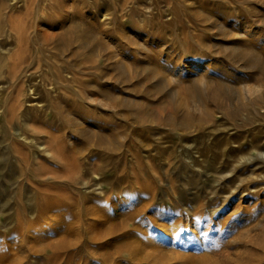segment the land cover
Returning a JSON list of instances; mask_svg holds the SVG:
<instances>
[{"label": "rangeland", "instance_id": "1", "mask_svg": "<svg viewBox=\"0 0 264 264\" xmlns=\"http://www.w3.org/2000/svg\"><path fill=\"white\" fill-rule=\"evenodd\" d=\"M48 1L0 41V264H264V0Z\"/></svg>", "mask_w": 264, "mask_h": 264}, {"label": "bare ground", "instance_id": "2", "mask_svg": "<svg viewBox=\"0 0 264 264\" xmlns=\"http://www.w3.org/2000/svg\"><path fill=\"white\" fill-rule=\"evenodd\" d=\"M44 1L46 2L47 0H3V2L0 4L2 6L1 9H4L5 10V13H0V41H1V43L2 42H5V41H7V39H9L11 41L10 44H12V40L11 39H14L15 41L17 40L16 43H15L14 40L13 41L19 47L18 48L16 46L18 51H19V49L25 43L26 44L29 43V41H30L29 39H31L30 37H32V39L34 41H36L37 43H39L42 46H47L49 43H51L52 40L55 37L53 36V34L52 35L48 34V32L45 30L48 27L49 22L47 24V22L45 21V19H47V15L43 12V8L45 9L47 6L44 5ZM49 1H51V0H49ZM56 1L57 0H53V2H56ZM58 2H60V0ZM48 4H50V3H48ZM23 8L25 10L24 11L25 13L24 14H21V10ZM17 11H20V13L17 12ZM8 12H10V14H6ZM3 25H5V27L7 26V29L1 28V27H3ZM39 28H41L42 30L40 31ZM39 31L41 32V34L39 33ZM20 51H21V49H20ZM12 54H15V52H13ZM16 54H19V53H16ZM15 59H16L15 60V63L12 62L13 64H16V63L17 64H20L21 63V55H17ZM25 61H26V59H25ZM25 65H26V68L23 71H21V72H17L16 71L13 77H10V78L6 79L7 81H5V84L9 87V91L10 90L16 91V93L14 95H15V98H17V102H20L21 101V99H20L21 96L27 95L26 94L27 93L26 92L27 89L25 90V88L23 86L24 85L23 84V81L25 80V78L27 77L28 74L30 75V73H34V72H32V71L29 70L30 67H31V63L29 61ZM37 65L40 66V63L38 62ZM13 66L15 67V65H13ZM17 66H19V65H17ZM19 67H21V65ZM19 67H16V68H19ZM35 68H36V66H35ZM35 68H33V69H35ZM28 71H30V72L27 73ZM36 76H38V75H36ZM39 79H41V83H42L43 86L44 85H47V82L50 81V80L47 81V77L44 78V74L43 73H41V78H39ZM57 84H59V83H57ZM28 88H29V86H28ZM0 90H2V89H0ZM10 92H12V91H10ZM6 96H8V95H6ZM6 99H7V97H6ZM14 101H16V99ZM9 103H10V101H9ZM12 105L14 107V104H12ZM17 105H19V103ZM1 114H2V109H1V106H0V119H1ZM17 134H19V133L17 132ZM19 139L22 142L26 143V144L19 143V141H18V144H16L15 147H14V151H15V153H16V155H17L18 158H23V160H24V157L22 156V154L25 153L24 152V149L25 148L23 147V145L24 146H27V147H30V146H33L36 141H34V137L33 136H31L30 138H27L23 134L20 135V138ZM36 145L37 144H35V146ZM39 146H40V144L37 145V147H39ZM50 149H51V147L48 146V145H46L44 147L42 146L41 152L44 153L46 156H51L52 155V152H51ZM22 151L24 153H22ZM37 153H31L30 155H31V157L33 159H36L37 158V155H38ZM59 158H61V157H59ZM31 161H32V159H31ZM46 210H47V207L44 208V206L41 205L40 208H37L36 212H40L38 215H42L44 213V211H46ZM86 211H87V209H86ZM78 220L80 221V219H78Z\"/></svg>", "mask_w": 264, "mask_h": 264}]
</instances>
